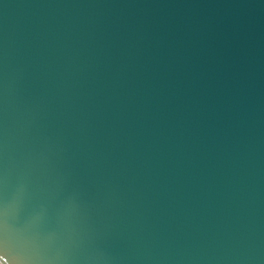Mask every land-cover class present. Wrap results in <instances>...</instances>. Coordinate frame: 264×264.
Masks as SVG:
<instances>
[{
	"label": "water",
	"instance_id": "1",
	"mask_svg": "<svg viewBox=\"0 0 264 264\" xmlns=\"http://www.w3.org/2000/svg\"><path fill=\"white\" fill-rule=\"evenodd\" d=\"M0 264H264V0H0Z\"/></svg>",
	"mask_w": 264,
	"mask_h": 264
}]
</instances>
